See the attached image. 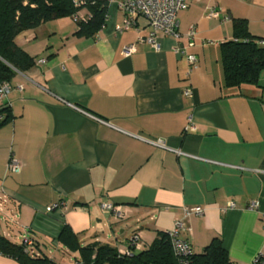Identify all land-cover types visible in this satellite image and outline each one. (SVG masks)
<instances>
[{"label":"crops","instance_id":"0c3cea01","mask_svg":"<svg viewBox=\"0 0 264 264\" xmlns=\"http://www.w3.org/2000/svg\"><path fill=\"white\" fill-rule=\"evenodd\" d=\"M118 2L91 38L77 37L71 18L15 38L36 63L3 100L11 117L0 126V235L17 245L31 238L30 256L47 264H78L58 242L64 226L81 247L126 250L138 235V252L181 221L194 254L218 238L231 263L253 264L264 256V81L226 87L221 45L235 38V20L264 38V0H190L177 14L179 37L155 33L159 51L138 41L151 32L143 19L120 31ZM158 139L165 149L150 144ZM10 158L19 173L7 171ZM57 203L64 208L47 212ZM195 208L202 214L185 215ZM0 264L22 263L0 254Z\"/></svg>","mask_w":264,"mask_h":264},{"label":"trees","instance_id":"16d2710c","mask_svg":"<svg viewBox=\"0 0 264 264\" xmlns=\"http://www.w3.org/2000/svg\"><path fill=\"white\" fill-rule=\"evenodd\" d=\"M108 1L86 0L77 8L73 0H0V85L10 84L17 73H25L35 60L15 44L22 32L63 18H71L80 11L85 21L76 20L79 38H91L102 28L106 19ZM234 39L221 45V59L226 87L257 84L264 73V47H260L247 30L244 21L235 20ZM247 40V41H246ZM0 126L11 117L8 103H0ZM58 242L71 252H78V264H178L166 233H159L147 248L130 255H121L109 245L81 247L76 236L64 226ZM36 244L34 243V247ZM129 248V247H128ZM133 250V249H132ZM193 252V251H192ZM0 254L14 258L22 264H47L43 256H30L21 243L13 244L0 235ZM190 264H233L218 238L213 239L200 254H192ZM254 264H264L260 258Z\"/></svg>","mask_w":264,"mask_h":264},{"label":"built area","instance_id":"2783aa9c","mask_svg":"<svg viewBox=\"0 0 264 264\" xmlns=\"http://www.w3.org/2000/svg\"><path fill=\"white\" fill-rule=\"evenodd\" d=\"M74 4L77 8L83 7L86 3V0H73ZM108 2H112L113 0H106ZM190 0H119L118 7L120 12L123 15V23L120 31L128 30L130 28H134L137 25L138 19H143L147 27L151 30L149 36L145 39L138 38V41L145 40L154 48L155 51L160 50V44L157 42L155 38L156 32H162L163 35L169 37H179L177 33L178 21H177V14L180 11H185L189 6ZM243 1V0H241ZM207 17L209 18H216L218 17V13L211 9L207 13ZM79 19L81 21L86 20V16L82 14V12H78L74 18L73 22ZM195 35L194 28L190 29L189 33L187 34L188 39H193ZM247 41V40H246ZM255 43L260 46L264 47V38L255 40ZM191 44V43H190ZM134 52V45L127 47L124 51L125 56H130ZM176 54L183 56L186 58L187 62L191 65L197 63V57L195 55H187L184 48H176ZM39 63H44V61H39ZM11 88L7 84L0 85V103L3 102L4 98L9 94ZM185 94L189 95L190 91L185 90ZM61 104L73 107L71 104L66 102L60 101ZM83 112V111H81ZM92 119L97 121V118L92 116L91 114L85 113ZM2 118L0 117V120ZM194 126L191 124L186 128V131H193ZM151 145L165 149L166 146L162 140H155L150 142ZM20 164L19 162L14 159L10 158L7 163V171L11 174L19 173L20 171ZM233 204L229 203L227 207H232ZM256 204L253 202L250 205V209H254ZM63 203L53 204L48 207L47 212L52 213L58 209H63ZM102 212L107 214L110 217H113L115 220H121L124 218L123 210L117 206H113L112 204L103 203L100 205ZM190 214L193 215H201L202 210L199 208L185 210V215L189 216ZM187 228L185 224L181 221H176L171 231L167 232L171 245L172 251L175 257L178 260V264H190V258L193 254L191 245L189 241L182 237L183 233H186ZM139 236L133 235L129 240V248L126 250L118 251L121 255H130L132 253V249H139ZM21 245L24 246L25 252H32L34 248V241L24 235L21 238ZM264 261V256L259 257L255 260L257 262L259 259ZM254 262V263H255ZM253 263V264H254Z\"/></svg>","mask_w":264,"mask_h":264},{"label":"rangeland","instance_id":"374dc122","mask_svg":"<svg viewBox=\"0 0 264 264\" xmlns=\"http://www.w3.org/2000/svg\"><path fill=\"white\" fill-rule=\"evenodd\" d=\"M260 81H264V73L261 74Z\"/></svg>","mask_w":264,"mask_h":264}]
</instances>
